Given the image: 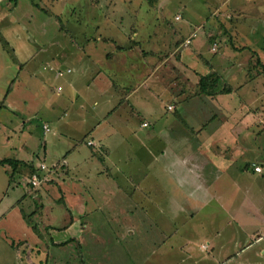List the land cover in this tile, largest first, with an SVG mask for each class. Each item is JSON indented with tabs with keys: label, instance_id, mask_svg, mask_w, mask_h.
Returning a JSON list of instances; mask_svg holds the SVG:
<instances>
[{
	"label": "crops",
	"instance_id": "0c3cea01",
	"mask_svg": "<svg viewBox=\"0 0 264 264\" xmlns=\"http://www.w3.org/2000/svg\"><path fill=\"white\" fill-rule=\"evenodd\" d=\"M77 1L84 15L71 24L93 26L91 35L66 40L43 29L49 42L41 46L32 27H52L50 17L33 0H0V38L18 67L13 77L0 71V161L16 162L12 178L0 165V264H264V147L255 142L264 135V110L244 114L225 101L220 114L207 113L195 77L181 80L171 66L176 53L197 64L199 41L186 46L182 38L201 27L198 17L177 13L167 23L174 41L165 52L143 32L142 0L138 13L130 9L138 0ZM55 5L69 0L48 7L71 21ZM226 5L237 17L259 14L249 27L264 31V0L211 6ZM110 24L128 27L131 38L110 33ZM67 42L80 44L72 50ZM47 133L62 146L52 166L35 158L34 138ZM41 163L47 169L32 187L28 175Z\"/></svg>",
	"mask_w": 264,
	"mask_h": 264
},
{
	"label": "rangeland",
	"instance_id": "374dc122",
	"mask_svg": "<svg viewBox=\"0 0 264 264\" xmlns=\"http://www.w3.org/2000/svg\"><path fill=\"white\" fill-rule=\"evenodd\" d=\"M33 1L36 2V8L40 11V5H37L40 0ZM43 1L47 3L43 2L44 4H41L47 7L51 5L52 2V0ZM142 1V7L146 8V13L143 12V16L145 19V24L143 23V25L145 26L143 32L146 31L147 40H149L151 36V38L154 37L156 38V40L160 41L159 45H161L162 48L164 47L165 52L168 49L166 47L172 46L171 42L174 41L171 39L173 37H171V35L168 33L169 27L167 26V23L169 22L172 24L176 22L177 20H175L174 17L177 13H179L183 19H186V17L189 16L194 19L198 17L201 27L198 30H194L193 32H191L187 37L182 38V41L186 46H188L194 38L195 41H199V43L195 45L196 58L194 59L196 60L197 64L195 65L192 62V64H190L189 59H182L181 57L177 56V53L173 54V57L169 58V60L171 66H175V69H179L181 80L187 79L188 81H193V77H195V83L197 85V81L200 75L215 71L216 74L221 77V80L218 81V87H221V85L223 84L222 81H225L227 84H229L230 92H224L215 96H208L203 93L194 94L197 96H201V98H206L209 101L211 107L207 108V113H210L214 116L220 114L221 108L223 107L222 110L225 109V101L230 103V105H228L229 109L231 108V105H236L237 103V107L241 106L243 108L244 114L255 112V110L252 109H258L260 107L262 110H264V71L261 66V64H264V31L263 27L254 26L255 28L253 32V27H249L250 23H255V25H258V13V16L253 15L248 17L249 19L246 17H237L238 12L233 10V8L229 7L228 5H226L223 9H219L221 11L215 12L214 10H212L211 6L213 0H185V2L187 3V8L185 10L180 8L183 6V4H181L183 2H179L181 0ZM69 2L70 5H66L61 8L60 5H55L54 9L61 12L64 17L67 16L71 21L65 22V20L63 18L61 19L60 17L61 22L63 23L60 24V22L55 19L53 15H51L49 17L52 20V27H32V29L36 31L35 33L37 34V36L43 41H41V46L42 44H44V42L45 44L49 42V38H45L41 34H38L39 31L43 29L50 30L52 33L50 34L52 38H57L59 37V35H61L62 38H65L66 40L67 38L68 40L69 38L70 40H72L73 35L81 36L82 33L91 35L93 26L88 25L86 27H76L75 25L71 24L74 22V18L84 15V8L80 9L82 2L77 0L74 3L71 0H69ZM138 3L140 4L141 1H133L131 7L134 8L129 7L130 9H132L133 13H138ZM161 7L163 8V11L160 10ZM86 8L88 9V7ZM51 11L56 15L58 14V12L56 11ZM91 13L92 11L89 12V15H91ZM50 14L51 13H49V15ZM132 17L134 18V14L132 15ZM117 18L121 19L120 16H118ZM176 18L178 17L176 16ZM211 20H216L214 26H209L210 23H207ZM205 23L207 24L203 26V24ZM35 24H37V21L35 22ZM105 26H103V28ZM118 27L119 26H117L116 24H110L109 26L105 27V29L108 30L110 33H115L120 36H126L127 39H129V36L131 38L132 32H130V29H128V27ZM157 34L160 37L155 36ZM198 34L199 36L196 38ZM167 35H169L170 38ZM212 35H216V38L214 40H210V37ZM165 38L168 40V42H166ZM139 39V36L135 38L137 42ZM141 41L147 47L154 46V41H149L148 45L146 43L147 41H145L144 39H142ZM92 42L93 41L89 43L91 44ZM78 44L73 42H67V45L70 46L72 50H75ZM92 44L95 45V43ZM96 45H98L100 49V43ZM133 45H135L136 47ZM133 45L132 46L134 51H136L137 53H142L143 45L141 43H135ZM117 46L122 48H128L131 45L129 41L126 44L119 43ZM198 47L201 48L199 49ZM91 51L95 52V50L93 49ZM131 56V58H133V54H131ZM4 60L6 61V63H4ZM179 60H181L180 63ZM185 63H188L189 66H195V69L198 72H194V70L188 69ZM165 65L167 66L168 64ZM3 68L5 70V73L7 71H11L12 77L16 74L18 70V67L16 68V65L10 59L6 51L2 52L0 55V71ZM42 80H44V77L42 78ZM39 81L41 80L37 78L36 83H38ZM189 86L192 87V83ZM163 100L164 102L168 101L165 97L163 98ZM218 107L221 108H219L218 110ZM237 107L234 108L231 113H234ZM168 109H170L169 106ZM137 123H139V121H137ZM54 129L55 128L50 125L49 133H53ZM49 136L50 135L47 133V135H38V137H40L39 139L34 138V151L36 153V159L40 161L42 160L49 166H52L54 162H51V159H53V155L59 152V150H62V146L57 140L49 139ZM261 138L262 140L259 138L255 140V142L257 145L264 147V135ZM46 143L47 146L45 149L47 150L44 152L42 147ZM165 146L167 147L166 144ZM140 155L141 154H139V157L132 156L133 163L141 162L143 156ZM4 252L7 253L6 251ZM51 252L54 254L55 252H57V250L52 249ZM3 264L11 263L8 261H4Z\"/></svg>",
	"mask_w": 264,
	"mask_h": 264
},
{
	"label": "trees",
	"instance_id": "16d2710c",
	"mask_svg": "<svg viewBox=\"0 0 264 264\" xmlns=\"http://www.w3.org/2000/svg\"><path fill=\"white\" fill-rule=\"evenodd\" d=\"M37 5H40V11L42 13L46 14L47 16L53 15V17L55 19H57L60 22V24H63L61 22L60 16L54 14L50 10L49 7L42 5L41 2L38 3ZM49 13H51V14L49 15ZM215 38H216V35H212L210 37V40H214ZM0 41L2 43V47L10 55V57L12 59H15L14 52H13L12 48L9 46V44L5 41V39L0 38ZM121 48L122 47H119L118 49H121ZM142 52L144 53V50H142ZM261 66H262V69L264 71V64H261ZM220 80H221V77L218 74H216L215 71L205 73V74L200 75V77L197 81V85L195 83L193 85L192 89L194 90L195 93H199V94L203 93V94H206L208 96H215V95H218V94H221L224 92H230V86L225 81H222L223 84L221 85V87L220 86L218 87V81H220ZM10 160H2V161H0V165L7 164L11 167V171L8 172L9 173L8 176H9V178H12V173L14 171L13 169H14L16 162H14L15 160L14 161L13 160L10 161ZM252 167L255 171H258L255 169V167H260V166L258 164L252 163ZM260 171H261V167H260Z\"/></svg>",
	"mask_w": 264,
	"mask_h": 264
},
{
	"label": "built area",
	"instance_id": "2783aa9c",
	"mask_svg": "<svg viewBox=\"0 0 264 264\" xmlns=\"http://www.w3.org/2000/svg\"><path fill=\"white\" fill-rule=\"evenodd\" d=\"M169 108H172V106H169ZM146 124V123H144ZM44 128L47 130L46 125H44ZM89 144H92V141L88 142ZM47 169V166L44 163H41L38 165V167L34 168L28 175L29 183L32 187H36L41 182L40 178V171ZM256 170L260 171V167H255Z\"/></svg>",
	"mask_w": 264,
	"mask_h": 264
}]
</instances>
